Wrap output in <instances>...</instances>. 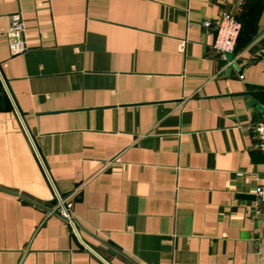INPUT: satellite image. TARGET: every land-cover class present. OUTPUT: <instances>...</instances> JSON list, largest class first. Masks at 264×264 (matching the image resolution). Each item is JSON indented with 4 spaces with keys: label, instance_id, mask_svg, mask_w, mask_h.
<instances>
[{
    "label": "crops",
    "instance_id": "obj_1",
    "mask_svg": "<svg viewBox=\"0 0 264 264\" xmlns=\"http://www.w3.org/2000/svg\"><path fill=\"white\" fill-rule=\"evenodd\" d=\"M262 119L264 0H0V264H264Z\"/></svg>",
    "mask_w": 264,
    "mask_h": 264
},
{
    "label": "built area",
    "instance_id": "obj_2",
    "mask_svg": "<svg viewBox=\"0 0 264 264\" xmlns=\"http://www.w3.org/2000/svg\"><path fill=\"white\" fill-rule=\"evenodd\" d=\"M243 2L244 0H242V3ZM203 24L215 32L216 37L212 48L218 52L223 59L228 60L229 65L234 63L235 58L230 59L229 55L234 53L236 42L242 29V23L237 15L231 11L222 10L217 15L206 18ZM7 36L10 50L13 54L23 53L28 49L25 36V23L20 13L11 15V23L7 30ZM185 44V40L180 42L181 49L185 48ZM240 77L243 78L244 75L240 74ZM253 129L258 137V147L264 152V119L257 121ZM256 195L264 203V176L262 182L257 187ZM57 198L59 201L60 214L76 227L75 222L72 220L73 216L71 215L72 202L63 198L58 192Z\"/></svg>",
    "mask_w": 264,
    "mask_h": 264
},
{
    "label": "water",
    "instance_id": "obj_3",
    "mask_svg": "<svg viewBox=\"0 0 264 264\" xmlns=\"http://www.w3.org/2000/svg\"><path fill=\"white\" fill-rule=\"evenodd\" d=\"M0 189H2V190H6V189H4V188H0ZM6 191H8V190H6ZM21 197H23V198H25V199H28L29 201H32V202H35L34 200H31V199H29V198H27L26 196H24V195H20ZM35 203H37L38 205H40V206H43V207H45V208H48L47 206H45L44 204H41V203H38V202H35ZM63 217V216H62ZM65 220H67L68 221V219L67 218H65V217H63ZM72 220L75 222V224L76 225H79L82 229H85L74 217H72ZM76 228V227H75ZM86 231H88L89 233H91L92 235H94L96 238H98L100 241H102L103 243H105L106 245H109V246H111V247H113L114 249H116L117 251H119L121 254H123L124 256H126L127 258H129L130 260H132L133 262H135V260H133L132 258H130L127 254H125L123 251H121L119 248H116V247H114L112 244H110L108 241H106V240H104V239H102V238H100V237H98L97 235H95V234H93L92 232H90L89 230H87V229H85ZM137 263V262H136Z\"/></svg>",
    "mask_w": 264,
    "mask_h": 264
}]
</instances>
